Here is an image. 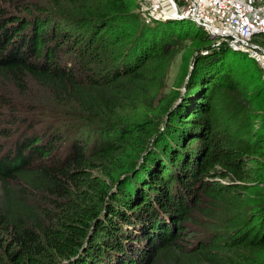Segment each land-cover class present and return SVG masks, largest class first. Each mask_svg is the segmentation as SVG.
Instances as JSON below:
<instances>
[{
  "label": "trees",
  "instance_id": "obj_1",
  "mask_svg": "<svg viewBox=\"0 0 264 264\" xmlns=\"http://www.w3.org/2000/svg\"><path fill=\"white\" fill-rule=\"evenodd\" d=\"M52 2L0 0V264H264L261 69L205 48L158 104L154 69L205 31Z\"/></svg>",
  "mask_w": 264,
  "mask_h": 264
},
{
  "label": "built area",
  "instance_id": "obj_2",
  "mask_svg": "<svg viewBox=\"0 0 264 264\" xmlns=\"http://www.w3.org/2000/svg\"><path fill=\"white\" fill-rule=\"evenodd\" d=\"M148 2L159 16L189 21L205 31L216 43L213 47L225 45L247 55L261 69L264 79V0Z\"/></svg>",
  "mask_w": 264,
  "mask_h": 264
},
{
  "label": "rangeland",
  "instance_id": "obj_3",
  "mask_svg": "<svg viewBox=\"0 0 264 264\" xmlns=\"http://www.w3.org/2000/svg\"><path fill=\"white\" fill-rule=\"evenodd\" d=\"M38 1V0H37ZM43 3H45V7L48 10H52V4H54L52 1L53 0H41ZM130 4H131V11L133 12V14H137L138 16H142L146 21H155L158 18L165 19V18H169V17H164V16H159L158 13L155 12V10L151 7L150 3L148 2V0H129ZM159 16V17H157ZM174 21H176L175 19H173ZM178 21V20H177ZM188 27V26H187ZM67 29V28H65ZM186 29V28H185ZM188 31L190 32V29H188ZM184 32V31H183ZM192 32V30H191ZM212 40V39H211ZM215 42L214 40L211 41L210 44H200L198 41H195L193 39L190 38H183V39H179V41L177 42L176 46H175V51L173 54V57L168 65V67H166V69H163L161 72H159L158 67H156L154 69V72L157 74L158 76H153L154 79V84L156 85L153 89V92L151 94V98L155 100L156 103L161 104L163 103V100H165V98H168V93L170 94L171 92H173L174 90L178 91L179 88V82L185 72V70H188V68L190 67V65L193 63L194 66L196 64V55L197 53H199L200 51H202L203 53L207 51V49L205 48H210L215 46ZM209 46V47H207ZM240 57H236L232 55V59L235 60L233 62H237L239 61ZM231 61L228 60L227 64H230ZM193 66V67H194ZM150 70H147L146 72L148 73ZM152 72V70H151ZM159 79H162V81L159 83ZM146 83V82H145ZM144 83V85H145ZM163 86L162 89H160L159 87ZM147 88V87H146ZM174 89V90H173ZM251 88H249L250 90ZM28 96H32L30 93ZM17 102H19L18 100H16ZM127 102V101H126ZM126 102H122L121 104V111L122 115H127V116H132L135 117L136 115H138L141 112V104L139 103V99L137 98L135 101H130L128 104L130 105V108L128 107V105L126 104ZM30 105V103H28V106ZM33 105V103H32ZM20 110H24V108H18ZM23 112L17 113V115H19L20 117H22ZM144 113V110H143ZM127 118V117H126ZM134 119H137L136 117ZM260 121H258L257 123L254 124L253 129L257 130L258 127L260 126ZM39 130L42 131L41 128H39ZM198 237L200 238H204L203 234H198Z\"/></svg>",
  "mask_w": 264,
  "mask_h": 264
},
{
  "label": "water",
  "instance_id": "obj_4",
  "mask_svg": "<svg viewBox=\"0 0 264 264\" xmlns=\"http://www.w3.org/2000/svg\"><path fill=\"white\" fill-rule=\"evenodd\" d=\"M193 66H194V64L192 63L190 65V67L188 68V70H187V72H186V74H185V76L183 78V81H182L181 85L178 88V96H177V99H181L184 96V94H185L187 80H188V77H189V75H190V73H191V71L193 69Z\"/></svg>",
  "mask_w": 264,
  "mask_h": 264
},
{
  "label": "bare ground",
  "instance_id": "obj_5",
  "mask_svg": "<svg viewBox=\"0 0 264 264\" xmlns=\"http://www.w3.org/2000/svg\"><path fill=\"white\" fill-rule=\"evenodd\" d=\"M180 21H182V20H180Z\"/></svg>",
  "mask_w": 264,
  "mask_h": 264
}]
</instances>
